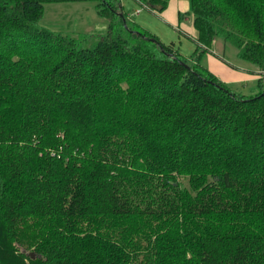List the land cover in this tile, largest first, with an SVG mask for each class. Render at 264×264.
Returning a JSON list of instances; mask_svg holds the SVG:
<instances>
[{
    "label": "trees",
    "instance_id": "obj_1",
    "mask_svg": "<svg viewBox=\"0 0 264 264\" xmlns=\"http://www.w3.org/2000/svg\"><path fill=\"white\" fill-rule=\"evenodd\" d=\"M84 1L104 33L40 24ZM188 3L189 60L119 0H0V264H264V85L201 63L264 71V0Z\"/></svg>",
    "mask_w": 264,
    "mask_h": 264
},
{
    "label": "rangeland",
    "instance_id": "obj_2",
    "mask_svg": "<svg viewBox=\"0 0 264 264\" xmlns=\"http://www.w3.org/2000/svg\"><path fill=\"white\" fill-rule=\"evenodd\" d=\"M119 1L128 20L133 21L147 32L154 34L162 43L167 44L172 42L183 57L187 60L190 59L188 56L193 52L195 45L192 39L185 33L176 29V26H171L168 22H164L160 16L151 13L135 0ZM184 2H187V6L184 10H180L179 21L180 23L186 22L190 24L192 16L189 3L188 0H184ZM184 19H186V21ZM40 24L50 30L61 34H67L74 38L81 34H102L105 31V22L96 14L94 2L90 1L46 3L43 5V15ZM180 27L181 26H179V29H181ZM91 43L92 42L89 41L86 45L90 46ZM210 51L215 56L222 58L229 65L245 67V65L248 64L239 60L235 55L234 48L223 43L220 38H215L210 47ZM201 63L206 64L205 56ZM255 73V75L260 76L264 85V71ZM228 86L232 91L244 95L253 94L257 90L255 80H250L249 82L241 84H228Z\"/></svg>",
    "mask_w": 264,
    "mask_h": 264
},
{
    "label": "crops",
    "instance_id": "obj_3",
    "mask_svg": "<svg viewBox=\"0 0 264 264\" xmlns=\"http://www.w3.org/2000/svg\"><path fill=\"white\" fill-rule=\"evenodd\" d=\"M186 6L187 2H184V0H168L166 7L161 12H150L156 14L157 16H160V18L164 22H168L171 26H176V29L185 33L189 38L192 39L196 47L197 45L194 41L195 31L192 26V21L190 24L186 22L180 23L179 21L180 10H184ZM184 20L186 21V19ZM179 26H181V29H179ZM204 56L206 58V64H203L206 66V68L210 72H212L219 80L226 84L246 83L250 80L254 81L257 77H260L259 75H255V72L257 71L249 72L245 71L241 67L229 65L222 58H219L212 54L210 49L203 54L201 58L202 62L204 60Z\"/></svg>",
    "mask_w": 264,
    "mask_h": 264
},
{
    "label": "water",
    "instance_id": "obj_4",
    "mask_svg": "<svg viewBox=\"0 0 264 264\" xmlns=\"http://www.w3.org/2000/svg\"><path fill=\"white\" fill-rule=\"evenodd\" d=\"M182 63V62H181ZM183 64V63H182Z\"/></svg>",
    "mask_w": 264,
    "mask_h": 264
}]
</instances>
